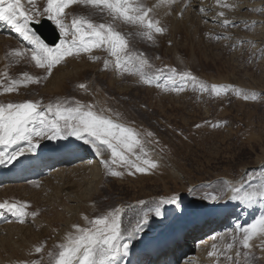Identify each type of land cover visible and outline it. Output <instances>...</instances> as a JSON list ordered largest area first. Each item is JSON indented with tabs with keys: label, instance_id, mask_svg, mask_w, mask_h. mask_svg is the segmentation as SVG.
<instances>
[{
	"label": "rangeland",
	"instance_id": "rangeland-1",
	"mask_svg": "<svg viewBox=\"0 0 264 264\" xmlns=\"http://www.w3.org/2000/svg\"><path fill=\"white\" fill-rule=\"evenodd\" d=\"M216 1L217 0H195V2H193L189 0L184 2L183 0H178L171 9L160 8L157 10L155 18L160 21L161 26L164 25L163 27L165 30L163 34H154L153 40H149V44L152 46V49L154 48V51L146 53L140 51L139 43H134L132 45L130 43L129 49L131 48L130 50L134 53H143L144 57L147 58L152 65V68L145 69L146 72L154 74L157 69L163 70V74L159 75L158 80H153L151 85L144 84L140 78L135 75L133 76V80L129 82L125 80L120 81L117 78L118 76H116L118 80L115 77H106V70H101L102 68L99 67V60L101 58L95 60L90 59V56H87L89 53H81L82 55L66 58L52 69V73L49 76L45 69L36 67L35 62L31 60L30 57L33 46L19 36L20 34L16 33L13 28L6 29L0 25V81L3 82V86L8 84L9 79L22 80L24 73L40 78L39 83L20 86L12 93H5L3 86H0V103L40 101L43 107L57 100L80 101L82 104L95 106L97 111H99L100 108L109 109L110 111L105 114L111 115L113 118H115L118 113L121 120L130 124L142 134V138L146 141L144 147L150 154V159L157 164V167L155 169H149L145 173L148 184L147 188L141 190L139 186H136V188L127 187L123 195V197H125V208L134 207L138 209L139 206L137 205H141V201L145 202L143 205L147 204L148 200L146 196H144V193L153 197V203H157L161 199H168L172 196L177 197V203L161 206V222L159 221V224L154 225L149 232L135 231V222H132L133 236L130 241V246L135 245L134 242L148 234L163 235L166 230H172V232H174L173 230H176V228L171 226V223L177 222L178 216H182L187 212L185 210L186 207H191L192 209L197 208L200 206V202L206 205L204 209H210L211 206L226 203L235 207V212L242 210L244 207L243 202L230 199L231 193H225L223 188L222 191L214 189L211 185L215 182L224 186V182L228 181L235 185H243V187L247 189L264 180V79H262L264 78V62L258 61L255 65L247 64L242 66L241 63L239 64V62L234 59L231 60L233 52L229 55L231 58H227L228 63H226V65L215 64L214 61L210 60H208V63L207 61L200 63L193 61L195 56L193 51L194 47L197 45H200L208 55L210 53L209 50H206L203 46L204 44L208 45V43L205 42V40L203 42L200 37H197L198 35L195 34L200 22L215 33L216 31H220L222 26H225L223 21L227 19L230 21L229 26L226 27L227 29H225L224 36L219 38V40H223L227 38V36L228 39L230 38V40H232L233 33H237L240 29L239 22H244L246 20V17L243 16L245 13L244 8L254 3L255 7L256 3L258 4L261 0H248L249 3L247 0H235L236 3L233 8L242 10L241 13L243 14H240L241 16L233 14L225 8H219ZM231 1L233 0H226L227 3H232ZM145 2L148 6H152L157 0H145ZM22 3L25 8H31L27 0H22ZM46 3L47 0H40L37 1L36 4L37 7L42 10L43 7L46 6ZM80 7L81 5H73L71 8L65 10L67 13L65 18L66 24L71 23L73 16L80 15ZM201 8H204L205 11L201 12ZM220 11L225 13L224 17L218 16ZM166 12L169 14H166ZM43 18L47 17H40V21ZM93 20L97 21L96 19ZM99 22H111V19ZM235 22H238V24ZM260 22L262 23H260L261 29L258 30L252 27L247 31V36L257 33V30L259 34L264 32V17L260 19ZM52 23L56 27L53 21ZM133 28L137 29L134 26ZM180 29L186 30L187 36L177 37V32H179ZM119 31L124 34L121 30ZM211 31L209 30V32ZM162 36L167 42L163 47H160ZM261 36L263 37L264 33L261 34ZM187 48L190 56L184 57L182 55V50ZM255 48V46L252 47V49ZM22 49L27 50V54L23 58H14L8 55V53L14 50ZM101 51H103L104 54L106 52L103 48L93 50L95 53ZM262 53H264V48ZM92 57H97V55ZM170 68H175L177 73H191L197 78V82H203L209 86L213 84L222 85L230 89H235L236 91L222 93L220 95L222 96V102L217 104V96L215 97L210 91H200L198 87H194L191 80H181L178 75L173 78V80H170L168 73ZM5 72H7V79L3 75ZM113 81L117 84H115V88L111 93L112 96H109L105 91L108 90L107 87L109 85H114ZM80 84H85L87 90L85 91L79 88L78 85ZM174 89L181 90L177 91ZM238 92L242 94H237ZM119 96V102L117 100L116 103V99ZM245 96H247V99H245ZM254 100L263 101L262 111H260V114H257L258 117L261 115L258 122H256L255 118L252 116L254 107L247 106V108L244 107L242 109V106H240L241 114L232 109L236 101L239 103H250ZM242 112L244 114H242ZM249 117H252L254 120L252 121ZM260 118L262 120H260ZM223 119L231 122L223 124L221 121ZM240 120L242 122L250 121L251 126L246 127L239 125V123L237 124L236 122H240ZM258 123L260 125H258ZM197 125H199V127H197ZM147 132H151L153 135L147 137L144 135ZM36 139L39 143L38 147L51 146L55 141L59 142V140H65V138L52 140L43 138ZM19 144L27 147V143L24 141L19 142ZM19 144L10 147L0 145V152L11 153L15 151ZM79 146L82 147L81 150L88 152L87 154L92 156L86 158L90 160L89 163L91 165L93 164L92 167H90V170L92 169L93 171L90 172V170H88V172H90L88 175L94 173L96 178H99L100 167L94 165L95 158H97L95 150L91 145H86L81 140H79ZM109 155L110 153L106 152L104 157L108 158ZM5 159H7L6 156ZM80 160H82V158L77 157L61 163L60 165H55L56 169L49 171V173H47V170V172H44L39 178H21L0 183V192L3 190L11 191L8 196L6 195L5 197V195H3L2 198H4H0V203L3 201L9 203H26L28 205L25 209L27 215L24 217V223H19L17 222L18 220H14L13 223H18L17 227L23 229L29 238L30 236H38L37 234L41 233L37 231L36 228H31V222L35 223V220H39L42 223L47 221L45 225L40 226L46 231L50 230L48 227V220L53 217V215L50 214V208L53 206L49 208L46 207L45 209L43 206L51 205V203H60L61 210L59 209L57 212L62 214L63 212L65 213L63 221L60 222L58 226V236L72 231L73 225H80L78 221L81 220L82 215H85L81 209L89 205L87 201L82 200L81 197H83L87 189L88 192L91 190L89 196L94 192V184H88V186L82 189H71L69 187L77 183L75 181H77L76 178L79 176L75 174L73 177L70 174L78 172L79 169L77 167L80 164ZM124 174L128 176L126 170ZM136 174L138 175V172H136ZM127 180L126 177H123L124 183H127ZM50 183L51 186L44 189L45 185ZM52 184H54V186ZM196 195L198 196L195 203L193 199ZM213 195L219 196L220 198L218 200H212L211 196ZM205 199L206 203L204 202ZM65 200H67V202H65ZM68 200L71 202H68ZM258 202H260V206L264 205V200L258 199L257 203ZM261 202L263 205H261ZM118 203L119 200L115 205L116 207L112 209V212L122 208L119 207ZM181 203L183 204L180 205ZM39 205L41 209L38 208L39 210H36V207ZM125 208L120 209L121 229L123 228L122 217ZM5 210L0 212L4 213V216L9 214L5 213ZM183 210H185V212H183ZM33 212L37 213L35 217L31 216ZM199 212L196 211V213ZM13 215L16 214L14 213ZM4 216L0 218V226L12 224L9 219ZM233 216L236 218L230 219L228 217L229 219L224 222V230L228 228L229 232L226 237L221 238L217 242L215 249L213 247L211 249H205L201 254L198 249L193 250V247H190L187 253H184L180 257L182 261L179 262L180 260L178 259L177 263L201 264L200 260L208 255L207 257H210V260L207 262L203 260L206 264H233V261L236 259L235 253L237 251L241 253L248 252L249 249H243L239 244V238L242 236L240 230L250 227L253 222L250 220L251 223L243 216H239L240 219H237V214ZM95 218H91L90 220ZM201 219H204V216ZM166 222L171 223L167 224ZM194 223H197V220L189 224V226L186 225L188 226L187 228H185L186 226L184 227V236L185 238L190 236V239L195 243L199 238L210 236L216 229L211 228L207 229L205 233H200L201 227H191ZM86 226H90L89 221L84 225V227ZM169 227L170 229H168ZM28 229L29 231H27ZM3 232L0 233V236ZM216 234L217 232L209 238ZM234 238L236 239L234 240ZM62 239L63 238H59V243H62ZM204 241H206V239ZM163 243L164 242H161L160 244ZM228 244H233V248L230 250V256L233 259L229 260L227 256H223L221 259L216 257L222 250H227ZM250 244L252 247L250 249L251 255L249 259L245 261L243 256H241L239 258L240 264H264V239L256 237L250 241ZM154 245L159 246L157 244ZM47 246L45 245L43 247V251L47 250ZM55 251L57 253L59 249L56 247ZM210 252H214L215 254L209 256ZM187 254H190L188 256L189 258L187 257V261L184 262V257ZM213 258L215 259L211 262ZM117 259L118 264H127L124 255ZM50 264H53L52 260Z\"/></svg>",
	"mask_w": 264,
	"mask_h": 264
},
{
	"label": "snow or ice",
	"instance_id": "snow-or-ice-1",
	"mask_svg": "<svg viewBox=\"0 0 264 264\" xmlns=\"http://www.w3.org/2000/svg\"><path fill=\"white\" fill-rule=\"evenodd\" d=\"M177 2L178 0H157L155 4L148 6L145 0H47L46 6L41 10L37 7L36 0H27L31 8H25L22 0H0V20L11 25L14 31L33 46L31 60L35 62L36 67L45 69L49 76L52 69L66 58L103 48L114 58L116 70L122 74L138 76L144 84L151 85L153 80L159 79L163 70L157 69L154 74L145 71L146 68H152V65L143 53H134L129 50V39L118 30L116 22L132 25L139 30L137 35L153 40L154 34H163L165 30L160 21L155 18L157 10L171 9ZM217 3L222 8L235 6L227 3L226 0H217ZM73 5H82L95 12L106 14L111 18V22L97 23L90 16L78 15L72 17L70 24H66L65 10ZM200 11L204 12L205 9L201 8ZM166 14L169 13L166 12ZM224 15L223 11L218 13L220 17ZM45 16L56 24L61 33L60 43L54 49L50 48L29 27L33 22L39 23V18ZM229 23L227 19L223 21L225 26ZM26 54L27 50L24 49L8 53L14 58H23ZM90 59L95 60L99 57H90ZM108 64L109 61L105 60V69ZM168 73L170 80L178 75L181 80H191L194 87H198L200 91H210L217 97L228 91H236L222 85L209 86L203 82H197V78L191 73H177L175 68H170ZM3 75L6 79L8 78L7 72ZM39 80V77L24 73L22 80L9 79L6 86H3V82L0 81V86H3L5 93H12L20 86L39 83ZM78 87L87 90L85 84H80ZM109 111L106 108H100L97 111L95 106L82 104L80 101L57 100L43 107L40 101L0 103V145L10 147L21 141L27 143V147H21L11 153L0 152V164L11 163L26 152H32L39 146L36 138L52 140L74 136L77 140H82L84 144L91 145L96 154L101 157L100 162L106 169L107 175L121 177L124 174L117 171L113 165L124 168L128 175L134 174L133 169L138 173L155 169L157 164L150 159V154L144 147L146 141L142 138V134L121 120L118 113L115 118L106 115L105 113ZM144 135L151 137L153 134L147 132ZM106 152L110 153L108 159L103 158ZM223 191L231 193L232 200L255 203L258 199L264 200V180L247 189L243 185L225 181ZM219 198L216 195L211 196L212 200ZM140 203L143 205L145 202ZM175 203H177L175 196L159 200L155 204L154 214L160 216L162 205ZM27 207L26 203H0V209L14 212L19 223H24ZM36 215V212L32 213L33 217ZM148 218L149 213L145 212L142 223L147 224ZM140 224L141 222L138 221L135 231L140 230ZM89 225V227L72 226L73 230L66 235L64 241L56 245L59 251L55 255L51 252L48 254L53 264H118L117 258L127 255L133 229H129L126 233L122 231L120 209L89 220ZM240 231L242 236L239 238V244L249 251L243 253L237 251L233 264H240L241 256L245 261L249 259L252 247L250 241L256 237L264 239V217ZM213 248L215 249V245ZM232 248L233 244L227 245V250L230 251ZM41 251L42 247L35 248V252ZM214 254L210 252L209 256ZM227 259L233 258L228 256ZM31 264H38V262L31 261Z\"/></svg>",
	"mask_w": 264,
	"mask_h": 264
},
{
	"label": "bare ground",
	"instance_id": "bare-ground-1",
	"mask_svg": "<svg viewBox=\"0 0 264 264\" xmlns=\"http://www.w3.org/2000/svg\"><path fill=\"white\" fill-rule=\"evenodd\" d=\"M37 1H40V0H36V3H37ZM183 1L185 2V1H189V0H183ZM192 1L195 2V0H192ZM236 1L233 0L231 2H232V4H235ZM248 3H249V1H248ZM261 3L263 4L264 0L263 1L261 0L258 4L256 3L255 7H254L255 3L248 5V6L246 5L247 7L244 8L245 13L243 15L246 17V20L244 22H242V21L239 22L240 29L237 33H235V32L233 33L234 35H232L233 36V38H231L232 40H230V38L228 39V36H227V38H225L223 40H219L217 38V37L221 38L222 36H224L225 29H227L226 27L229 26V24L227 26H222L221 27L222 29L220 31H216L214 33L205 24L200 22L198 24L197 31L195 34H197L198 35L197 37H200V39L203 42L205 40V42L208 43V45L204 44L203 46L206 50H209L210 53L208 55L200 45H197L196 47H194L193 52H194L195 56H194V58L192 57L193 61H197L199 63L207 61V63H208V60H210V61H214L215 64H220V65L225 64L226 65V63H228L227 58L233 52L232 58L231 57H229V58H231V60L234 59L235 61L239 62V64L241 63L242 66L247 65V64H254L255 65L256 62H258V61L264 62V53H262L263 48H264V36L263 37L261 36V34H263L264 32L259 34V31H258L259 29H261V24H262L260 22V19L264 17V4L262 5ZM216 4L219 8L221 7L217 3V1H216ZM225 9L229 12H232L233 14H237L238 16L240 14H243V13H241L242 10H239V9H234V8H225ZM79 13H80V15H86V16H90L92 19H96L97 21H95V22H97V23H102L99 21L111 19L106 14L95 12L91 8H88V7H85L82 5L80 7ZM235 20H237V19H235ZM235 23L238 24V22H235ZM116 24H117L118 30H121L124 33V35H126L128 37L129 45H130V43H131V45L134 43H139V47L141 49L140 51H143L146 53H148L150 51H154V48L152 49V46H150V44H149V42H150L149 40L137 35V32L139 31L138 29H134L132 25H128V24H122L119 22H116ZM0 25L6 29L12 28L11 25H9L7 22L2 21V20H0ZM252 27H254L255 29H258L257 30L258 34L254 33L252 35L247 36V31L250 30ZM209 30L211 32H209ZM255 34H257V35H255ZM178 36L179 37L187 36L186 30L180 29L179 32H177V37ZM251 37H253V38H251ZM161 42L162 43H160V45H161L160 47H163L167 42L163 36H162ZM254 46L256 48L252 49V47H254ZM188 52H189L188 48L185 50H182V55L184 57H188V56H190ZM96 53L92 51L87 56L92 57L94 55H97V57L101 58L99 60V67L102 68L101 70L105 69L104 61L105 60L109 61L108 67L105 69L106 70V75H105L106 77H108V78L115 77L116 78V76H118L117 78L120 81L125 80L127 82L133 80L134 75H129L128 73L122 74L120 71L115 69L114 63H113L114 58L109 56V54L107 52H105V54L103 51L98 52L97 54ZM207 55L209 58L207 57ZM206 57H207V59H206ZM87 59H89V58H87ZM202 64H205V63H202ZM18 65H19V63H18ZM262 79H264V78H262ZM113 83H114V81H113ZM115 84H117V83L115 82L114 85H109L111 87H109V86L107 87L108 90L105 91V93L107 95L112 96L111 93L113 92V89L115 88L114 87ZM115 97H117V96H115ZM119 98H120V96L116 99V103H117V100ZM216 98L218 99L217 104L222 102V96H219ZM118 102H119V100H118ZM240 106H242V109L244 107L247 108V106L254 107L253 108L254 113L253 112H251V113H253L252 114L253 118H255L256 122H258L259 117L261 115L258 117L257 114H260V111H262L261 108L263 106V101L254 100L250 103H243V102L239 103L238 101H236L235 104L232 106V109L236 112L237 111L240 112V114H241ZM244 112H246V111H244ZM242 114H244V113L242 112ZM245 115H243V116H245ZM249 116H250V114H249ZM245 117H247V116H245ZM249 118H251L252 121L254 120V119H252V117H249ZM241 120H240V122H236V123L237 124L239 123V125H243L246 127L251 126L250 121H243L242 122ZM260 120H262V119L260 118ZM221 121L223 124H228L231 122L228 120L226 121L225 119H223ZM256 122H255V124H256ZM258 125H260V124L258 123ZM61 141L60 140H59V142L55 141L49 147L55 146V148L57 150L59 149V151L65 150L67 154L77 155V157L82 158V160L79 161V163H80L79 166L77 167L79 169L78 172H76V173L73 172L72 174H70L73 177L75 176V174H77V176H79L76 178L77 181H75L77 183H74L73 185H71L69 187L71 189H82L83 187L88 186V184H90V185L94 184V192L89 196L91 190L88 192L87 191L88 189L85 188L87 190L84 192L83 197H81L82 200L87 201V203L89 204L86 208L81 209V211L85 214V215H82L81 220L78 221V222H80L81 227H84V225L87 224L91 218L99 217V216H102L103 214H107L109 212H112V209L114 207H116L115 205H116L118 200H119V203H118L119 207H122L124 209L125 208V206H124V203H125L124 198L125 197H123V195H124L125 190H127L128 186H129L128 188H136V186L137 187L139 186V188L141 190H144L145 188H147L148 184H147V178L145 177L146 174L145 173H138V175H137L134 169L132 170L134 172L133 175L127 176V175H125L126 173L123 174L121 177H113L111 175H107L106 169L104 168V166L100 162L101 157L98 155H97V158H95L96 160H95L94 165H97L98 167H100L99 178H96V175L94 173L91 175H88L90 172L93 171L92 169L90 170V167H92L93 164L91 165L89 163L90 160H88L86 158H90L92 156L90 154H87L88 152L81 150L82 147L79 146V140H77L74 136H67L65 138V141H63V140H61ZM12 146H14V145H12ZM21 147H26V146L19 144V145H17V148L15 149V151ZM11 149H12V147H11ZM45 151H48L47 147H36L32 152H30V153L26 152L24 155L18 157L15 161H13L11 163L1 164L0 165V176L17 173L18 169L20 167H26L25 165L30 163L32 161V159L37 158V156L39 154H41L42 152H45ZM26 156H28V157H26ZM109 157H110V155H109ZM103 158L108 159L105 157H103ZM64 162H66V161L64 160L62 163H64ZM113 167L117 171H121L123 173L125 171L124 168H119V167H116L115 165H113ZM52 169H56V168L53 167ZM88 170H90V172H88ZM32 171H33V173L40 172V169L32 168ZM123 177H126L129 180V182L127 180V183H124ZM52 185L54 186V184H52ZM49 186H51V183L48 185H45V187L44 186L43 187H44V189H46ZM211 186H213L214 189H217L219 191H222V188H223L222 184L216 183V182ZM4 187H6V186H4ZM10 193H11L10 190H3L0 192V198H2L3 195H5V197H6V195L8 196ZM144 196H146V199L148 200L147 204L137 205V206H139L138 209H135L134 207L125 208V210L123 212V217H122V226H123L122 231L123 232L126 233L129 229H132V225H131L132 222H135V226L137 225L138 221L141 222L139 231H146V232H149V230L154 225L159 224L161 222L160 216H156L154 214V208H155L156 203H153V197L146 195V193H144ZM197 196L198 195H196L194 197V199L191 198L194 200L193 202H195V203L197 201ZM65 202H67V200H65ZM68 202H71V201L68 200ZM204 202L206 203V199L204 200ZM62 204H63V202H62ZM182 204L183 203H181L180 205H182ZM243 204H244V207L243 208L241 207L242 210H238L237 212H235L236 209H234L231 211V213H229L230 219H235L236 217H234L233 215L237 214L238 215L237 217L243 216L244 218H247L249 221L251 220L253 223L251 221L250 222L252 224H254L261 217H264V205L262 204V202H261V205H263V206H260V202L257 203V201L255 203H243ZM51 206H53V207L50 208L51 209L50 214H52L53 217L50 220H48V222H49L48 227L50 230L46 231L45 229L41 228V226L45 225L47 223V221H45L46 223L45 222L42 223L39 220L38 221L35 220V223L31 222L32 223L31 228L32 227L36 228L37 231H39L41 233L37 234L38 236H35V235H34L35 237L32 236L33 238L31 236L29 238L28 235L26 234V232L23 231V229L18 228L17 227L18 223L17 224L13 223L14 220L15 221L18 220L17 215H13L14 212L5 210V213H9L6 216H4L5 215L4 213H0V218L1 217L3 218V216L7 217L10 220V222L12 223V224H8V225L5 224L3 226H0V233L4 231L3 234H1V236H0V264H31V261H37L38 264H50L52 259H51V257H49L48 254L51 252V253H53V255H55L56 254V251H55L56 245L60 244L58 241L59 238L60 239L63 238L61 241V242H63L64 238L69 233V231H68L67 234H63V235L58 236V234H59L58 226L60 225V222L63 221V216H65V213L63 212V214H62V213L57 212L60 209V203H57V202L55 204L51 203V205H47V206L45 205V206H43V208L45 209L46 207L49 208ZM231 206L232 205H230V204L221 203L220 205L218 204V205L211 206L210 209H202L201 212H199L200 206L197 208H194V209H192L191 207H186L185 210L187 212L185 214H183L182 216H178L179 218H178L177 222H172V223L168 222L169 224L171 223V226L176 228V230H173L174 232H172V230H166V231L164 230L165 232L163 233V235L162 234H158V235L148 234L146 236H143L139 240L134 242V244H135V245H133L135 247L134 250L140 251V250L146 249L148 251V253L153 252L154 248H152V245H154V244L159 245L161 242L168 243V241L175 235V233H178L186 225L193 223L194 221L198 220L199 218L201 219L203 217V215L205 214V212H207V211L214 212L215 210L219 211L220 209H228V207H231ZM38 208L41 209L40 205L36 207V210H39ZM122 208H120V209H122ZM185 210H183V212H185ZM196 211L199 213H196ZM40 212H41V210H40ZM145 212L149 213V218H148L147 224L142 223L143 215ZM227 212H229V210H227ZM47 214H45V215H47ZM85 217H87L88 219L87 220L84 219ZM221 225H223V226H221ZM220 226H221V228H220ZM170 227L168 229H170ZM211 228H216L211 235H213L216 232H217V234L211 238H209L211 235L205 236V238H199L196 241V243H194V244L191 243L193 245V250L198 249L202 254L205 251V249H211L213 247V245H216L217 242L221 238L226 237V235L229 232L228 228H226L224 230V223L223 222H219V223L217 222V218H212V221H210L209 223H206L205 227L200 228L199 232L205 233L207 231V229H211ZM27 231H29V229ZM54 234H57V235H54ZM188 239L189 238H186V241ZM205 239H206V241H204ZM47 244H48V246H47ZM45 245L47 246L46 247L47 250L43 251V247ZM133 246H129L128 253H127V255H124V259L126 258V256L127 257L129 256L131 251H133V248H132ZM167 246H168V244L163 249H165ZM36 247H42V251L40 253L35 252ZM184 247H185L184 245L179 244L177 241L176 250H174V251H177L178 249L179 250L185 249ZM163 249H161V250H163ZM156 251L157 250H155L154 252H156ZM158 251H160V250H158ZM167 251H171V249L167 248ZM174 251H171V252H174ZM189 255L190 254L185 255L184 262L187 261V257ZM207 256L208 255H206V257H203L200 260L201 264H206V262L210 260V257H207ZM223 256H227V257L230 256V251L224 249L220 252L219 255H216V257H218L220 259L223 258ZM151 258H152L151 256H146V257L144 256V257H142L141 260L138 261V263H135V264H139V262L144 263V264L152 263V262H154L153 260H150L149 262L147 261V259H151ZM214 259L215 258L211 259V262L214 261ZM176 260H177L176 257L172 258L173 263L176 262ZM203 260H205L206 262H204ZM159 261H160V258H157L156 262H159ZM181 261H182V259L179 262H181Z\"/></svg>",
	"mask_w": 264,
	"mask_h": 264
},
{
	"label": "water",
	"instance_id": "water-1",
	"mask_svg": "<svg viewBox=\"0 0 264 264\" xmlns=\"http://www.w3.org/2000/svg\"><path fill=\"white\" fill-rule=\"evenodd\" d=\"M30 25L48 46L55 47L60 42V33L49 19L45 18L40 24L31 23Z\"/></svg>",
	"mask_w": 264,
	"mask_h": 264
}]
</instances>
